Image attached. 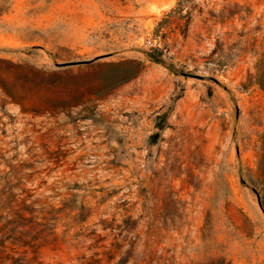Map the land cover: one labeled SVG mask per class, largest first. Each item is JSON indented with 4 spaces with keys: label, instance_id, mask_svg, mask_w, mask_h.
I'll use <instances>...</instances> for the list:
<instances>
[{
    "label": "rangeland",
    "instance_id": "374dc122",
    "mask_svg": "<svg viewBox=\"0 0 264 264\" xmlns=\"http://www.w3.org/2000/svg\"><path fill=\"white\" fill-rule=\"evenodd\" d=\"M8 165L22 264H264V0H0Z\"/></svg>",
    "mask_w": 264,
    "mask_h": 264
},
{
    "label": "trees",
    "instance_id": "16d2710c",
    "mask_svg": "<svg viewBox=\"0 0 264 264\" xmlns=\"http://www.w3.org/2000/svg\"><path fill=\"white\" fill-rule=\"evenodd\" d=\"M150 58L155 63H163L158 56L153 55ZM169 70L176 72L171 67ZM260 85L263 86L261 82ZM8 167L10 171L0 178V260L22 264L27 261V251L15 256L18 253L16 248H36L38 236L32 232L39 226H47L51 218L47 219L45 224L36 221L38 217L34 214L37 209L34 206L38 201L29 202L31 196H23L24 189L20 187L22 178L17 173L16 166L8 165ZM16 189L21 190L22 193H14Z\"/></svg>",
    "mask_w": 264,
    "mask_h": 264
},
{
    "label": "built area",
    "instance_id": "2783aa9c",
    "mask_svg": "<svg viewBox=\"0 0 264 264\" xmlns=\"http://www.w3.org/2000/svg\"><path fill=\"white\" fill-rule=\"evenodd\" d=\"M150 43V45L152 46V47H154V44H152L151 42H149Z\"/></svg>",
    "mask_w": 264,
    "mask_h": 264
}]
</instances>
